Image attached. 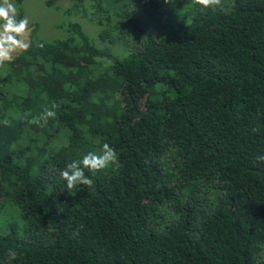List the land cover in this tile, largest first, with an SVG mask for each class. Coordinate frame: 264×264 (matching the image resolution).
<instances>
[{
  "label": "trees",
  "instance_id": "obj_1",
  "mask_svg": "<svg viewBox=\"0 0 264 264\" xmlns=\"http://www.w3.org/2000/svg\"><path fill=\"white\" fill-rule=\"evenodd\" d=\"M69 1L105 47L33 28L2 78L0 264H264V0Z\"/></svg>",
  "mask_w": 264,
  "mask_h": 264
},
{
  "label": "clouds",
  "instance_id": "obj_2",
  "mask_svg": "<svg viewBox=\"0 0 264 264\" xmlns=\"http://www.w3.org/2000/svg\"><path fill=\"white\" fill-rule=\"evenodd\" d=\"M194 3L208 8L220 5L221 0H194ZM18 14V9L12 0H0V67H3L6 63H11L14 59V54L18 50L27 51L30 46L25 39L29 31V20L27 17L18 19ZM57 108H59V105L53 102L50 109L45 108L30 123L37 125L41 121L46 123L49 118L56 117L55 109ZM4 123L8 125L10 122L5 120ZM253 131L256 132L258 129H253ZM257 160L264 162V155H258ZM109 165H114L117 169L121 166L115 149L105 143L100 154L89 152L82 159L68 163L66 168L61 170L60 176L66 181L69 190L80 185L90 189L93 185V180L85 174V169L95 173L106 169ZM9 255L15 257L17 253L14 250H10Z\"/></svg>",
  "mask_w": 264,
  "mask_h": 264
},
{
  "label": "rangeland",
  "instance_id": "obj_3",
  "mask_svg": "<svg viewBox=\"0 0 264 264\" xmlns=\"http://www.w3.org/2000/svg\"><path fill=\"white\" fill-rule=\"evenodd\" d=\"M52 3L46 4L44 0H23L21 8L23 11V18L27 17L29 20V31L26 36L29 42V33L35 28L34 35L41 40L52 41L61 38L65 35L64 27L69 22H77L80 24L83 32L94 41L93 47L95 49H103L105 46L97 39L100 32V27L93 22L88 12L83 11L79 7L73 6L69 0H50ZM12 2L16 3L14 0ZM22 51L18 50L14 54L11 68L9 63L0 67V83L6 73L12 69L13 72H18L19 67L15 61L17 54ZM62 155L67 157V153L62 150Z\"/></svg>",
  "mask_w": 264,
  "mask_h": 264
}]
</instances>
